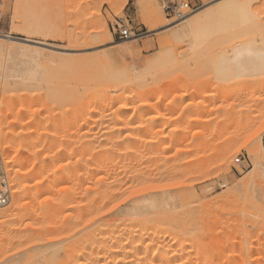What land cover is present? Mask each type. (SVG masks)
<instances>
[{"label":"bare ground","instance_id":"bare-ground-1","mask_svg":"<svg viewBox=\"0 0 264 264\" xmlns=\"http://www.w3.org/2000/svg\"><path fill=\"white\" fill-rule=\"evenodd\" d=\"M128 1L126 0L124 4ZM255 3L262 5L261 13L264 16V0H220L209 7L199 9L193 17L185 15L180 18L181 22L177 23L176 30L171 32L173 35L171 43L178 42L179 38L193 34L199 26L218 19H223L229 24L228 30L231 35L249 38L252 34L261 33L264 36V29H262L264 27H261L262 21L259 22L252 11V6ZM123 5L121 6L122 10ZM121 8L120 11H122ZM150 9V21L154 22L151 28L156 29L164 23L163 14L156 6ZM227 25L226 28H228ZM35 29L36 31L42 30L38 26ZM100 37L105 38L107 42L113 41L108 27L105 25L83 40L90 44L96 42ZM78 43V46L82 44ZM101 44H104L103 41ZM40 46L48 45L33 40L29 35L26 38H15L0 33V53L4 58V63L0 67V74L5 79L4 91L8 92L11 87H17L18 90L21 89L20 91L26 88L30 90L36 88L39 91V87L42 86H47L45 90L49 87L47 92L56 91L58 87L54 86L52 89V84L49 85L52 80H55L54 76L45 74L38 66V55L43 53V48ZM240 47H243L241 51L248 53L254 50L251 49L250 45L248 47L240 45ZM254 47H256L255 44H253ZM47 50L44 49V51ZM59 52L58 54H60ZM103 53L105 55V52L102 51L101 54L103 55ZM64 56L68 57L67 55ZM93 56L98 57L97 54ZM70 58L72 59V57ZM105 62L106 67L108 62ZM88 65H85L84 68ZM100 66L93 64V67L90 65L89 68L95 67L94 70L102 69L103 71L104 68H100ZM73 67L75 68V65ZM77 68L79 70V67ZM112 68L107 70L105 68L103 72L100 73L99 71L98 74L94 73L93 75L86 73L88 74L86 76L82 73L83 68L80 69L81 72L78 71L81 76L75 70L77 72H74L76 78L80 76L77 80V82H81L80 87V82L75 84V75L71 77L68 75L71 74L70 71L73 68L67 74H65V70V72L61 70L63 73L60 75L64 74L65 77L68 75L67 79L68 77L70 79L67 81L70 83L74 81L72 84L77 86L73 87H79L75 90L70 89L74 93L70 94L69 90L68 94L70 95L68 96H66L67 94L64 95L63 91L64 98L62 99L65 102L67 100L65 105H68L69 102L71 103L69 108L72 107V109L70 108L71 116L70 118L67 117V121L69 119L71 121L68 125L73 127L74 122H78V125L73 127L74 131L70 129L69 134L66 132L67 134L61 137L62 140L57 135H53L56 133L55 130L51 134L50 131L39 130V132L38 129L31 130L29 128L30 132L19 133L22 138L24 137L25 142L15 149V155L18 156L25 150L27 153L33 154V159L28 168L18 173L19 177L25 179L20 183L19 188L13 192V203H6L0 207V225H2L0 228L8 224L11 226V228L9 225L7 227L11 230L9 231L12 235L10 241H13L15 243L13 245L16 246L15 254L12 253L13 255L9 256L8 261L2 264H264V244L253 243L251 237L243 239L236 237V235L232 236L233 233H230L232 230L227 231L226 229L225 231L224 229L217 233L214 230L215 226L207 225L209 226L207 227L205 222L210 224L209 218L204 216L205 214H199L198 209L196 210L197 207L195 209L192 207L201 202L198 200L196 191L191 190V185L189 187L184 186V191H182L180 190L181 183H172L177 178L179 169L175 165L172 166L173 168L170 166V169L162 165L166 164L167 161L169 162L170 158L168 159V157L170 155L168 156V153L171 154V150L177 144L172 145L173 140L171 141L172 144H166L167 137H164V128L161 130L159 127L160 129L157 130L154 127L150 128L147 124L149 129H145L148 127L145 126L147 121L144 117L160 106V104L153 105L154 102L151 101L150 90L152 92L153 90L147 89L148 84L144 82V79L142 80V77L139 78L132 73L117 74ZM61 77L63 83L65 78ZM55 82L54 84L58 85L60 80ZM59 86L60 90L64 89L63 84ZM45 90L43 92L46 93ZM155 90L157 91V89ZM184 91L186 92V90ZM18 95L20 96V94ZM18 95H15L16 98ZM55 95L57 96V92L55 94L52 92L49 97L45 94L48 98L46 107H48L49 102L52 104L51 101L53 100H55L54 102L57 101L58 104L59 98ZM27 96L25 97L27 98ZM50 99L51 101H49ZM61 102L64 101L61 100ZM159 102L161 101L159 100ZM25 103L28 107L30 106V102L27 104L26 101ZM31 106L33 107V105ZM44 106L43 108H45ZM25 107L22 106L19 113L17 112L15 117L10 120L9 125L12 128L20 123L26 125L24 122L27 117H24L23 114ZM45 109L48 113L54 112L52 109L49 110L50 112L48 108ZM160 110L162 111L161 108ZM35 111L34 113L31 112L33 116L37 114ZM62 112H67V110L62 109ZM160 114H158L159 117L152 118V125L162 124L166 121L168 123L169 118L167 117L172 115L169 114L166 117L163 111L164 116ZM53 116H50V121H52ZM30 117L32 118V115ZM41 117L38 119L40 123L42 122L40 120H43ZM35 118L33 119L35 120ZM45 118L46 123L49 120L48 117ZM55 120L58 122L59 119H54L53 123L56 124ZM59 126L61 125L59 124ZM58 139L61 140V143H58ZM173 139L178 140L176 137ZM7 145H9L8 141ZM179 154L180 152H176L174 157H178ZM16 156V159L13 157V161L18 160ZM162 159H166L165 163ZM157 162H162V165L159 163V166ZM9 166L6 167L5 171L10 172ZM29 177L30 180H28ZM31 180L36 182L31 185L28 182ZM31 188L37 191L36 198L35 196L33 198L28 196ZM41 189L43 191H40ZM21 196L28 198L29 202L19 205ZM42 196H45L44 199ZM262 202L264 201H259V203ZM251 203L253 202L251 201ZM256 203L253 204L258 207L259 203H257L258 205ZM31 204L34 205L32 209L29 208ZM198 205L201 207L199 203ZM250 206L255 208L251 204ZM205 217L208 218L207 221ZM256 221L258 224L263 222L262 219L261 222H259L260 220ZM215 229L217 228L215 227ZM209 232L213 235V232L216 234L215 237H211L212 234L210 233L209 239L211 241L206 242V236ZM2 237H5L4 234ZM210 237L214 238L211 239ZM11 242L10 244H12ZM10 249L12 250V248ZM229 252L232 253L231 256L225 257Z\"/></svg>","mask_w":264,"mask_h":264},{"label":"rangeland","instance_id":"rangeland-1","mask_svg":"<svg viewBox=\"0 0 264 264\" xmlns=\"http://www.w3.org/2000/svg\"><path fill=\"white\" fill-rule=\"evenodd\" d=\"M125 1L0 0L1 35L15 38H26L29 35L33 40L48 45L40 46L43 48V53L42 55L40 54L41 56L38 55V66L45 74H49L51 77L54 76L55 80L51 79L53 83L51 81L49 84H52V89H54V86L58 88L60 87L59 85L63 84L64 86L62 90H60L61 88H57L56 91L51 90L53 94L57 92V96H55L59 98V101L57 104V101L54 102L55 100L51 101L50 99L49 101L55 104L52 105L53 103L50 104L49 102L48 107H46V103L48 102L46 96L49 97L52 93L51 91V93L47 92L49 87L47 90H45L47 86H42L43 88L39 87L40 89L37 87L41 92L37 91L36 88H31V90L26 88L20 91L21 89L18 90L15 87L18 93L15 92L14 87H11L7 92L6 90L4 91L3 86L5 79L0 74V190H4L6 185L11 193L8 203L12 204L14 201L13 192L19 188L20 183L25 179L19 177L18 173L28 168L32 162L33 154L27 153L25 150L18 156L15 155V149L25 142L24 137L22 138L19 133L38 129L37 131H50L52 134L53 130H55L56 133H53V135H57L62 140L61 137H64L67 134L66 132L69 134L70 129L74 131L73 127H77L78 125V122H74L75 125L70 123L71 125L73 124V127L68 125L70 119L67 121V117L70 118V108L72 109V107L69 108L71 106L69 102L68 105H65L67 100L65 102L62 98L66 94L68 96L74 93L70 89H79L81 82H77V80L81 76L79 74L81 72L80 69H84H82V73L86 76L89 73L93 75L102 71V69L98 68V70H94L95 67L91 69L89 68L90 65L92 67L93 64L101 65L100 68H106V70L111 69L113 66L112 70L114 73H132L139 78L142 77V80L144 79V82L148 84V88H146L153 90V92L150 90V94L154 99L149 94L152 103L154 102L153 105L160 104L159 107L166 117L172 114V117H167L169 121L171 120L170 122L161 121L162 124L152 125V118H157V116L159 117L158 114H162L159 107V109L155 108L154 112L151 111V114L144 117L145 121H147L145 126L148 124L150 128L154 127L157 130L160 129L159 127H161V130L164 128L165 136L164 134L163 136L167 137L166 144H177L171 150L173 153H168V156L170 155L168 157V159L170 158L169 162L167 161L164 165H162V162L159 163L166 168L170 166V168H173L172 166L175 165L179 169L177 178L172 183H181L180 190L184 191V186L189 187L191 185V190L194 189L193 191H196L198 200L201 201L198 202L201 207H199L198 203L192 207L194 209L197 207L196 210L198 209L197 212H200L199 214H205L204 216L209 218L210 224L205 222V225L215 226L217 229L214 227V230L217 233L224 229L225 231L226 229L227 231L232 230L230 232L234 234L232 236L236 235V237L243 239L251 237L250 239L254 241L253 243L264 244V202L259 203L261 200L264 201V36L261 33L257 35L252 34L249 38L247 36L231 35L228 30L229 24L223 21V19H218L220 21L215 20L199 26L193 34H189L185 38H179L178 42L171 43L173 40L171 32L176 30L177 23L181 21L179 18L168 14L164 9L165 4H171V2L178 4L189 3L201 9L209 7L220 0H208L207 2L206 0H129L124 4ZM205 2H209V4L206 5ZM122 5L124 6L123 10L121 8ZM153 6L162 11L164 21L163 25L156 29L151 28L154 22L150 21L149 16L150 8ZM119 7L122 11H120ZM252 9L259 22L262 21L261 27H264V16L261 13L262 5L255 3ZM198 10L194 12L184 10V13L189 17H193ZM261 17L263 18L261 19ZM104 25L108 27L110 35L113 38L112 42H107L102 37L98 38L99 41L97 39L98 42L90 44L87 43L88 41L85 42L83 40L93 32H97ZM226 25L228 28H226ZM36 26L42 28V30L36 31ZM125 29L131 31V37L124 38L121 36V30ZM102 41L104 44H101ZM257 41L258 43H256ZM78 42L82 43L81 45L83 46H78ZM259 43L261 44L259 45ZM253 44L256 47L253 48ZM127 45L130 46L127 48ZM240 45H246L247 47L250 45L251 49L254 50L250 53L241 51L243 47H240ZM45 48L49 51H44ZM50 50L51 52L53 50V52L51 53ZM58 51H60V54H58ZM102 51L105 52V55L104 53L103 55L101 54ZM107 52L108 54H106ZM47 54L48 56H46ZM96 54L98 57L93 56H96ZM2 58L3 56L0 53V67L4 63V58ZM74 59L75 61H73ZM104 61L108 62H105L106 67ZM87 64H89L88 67L84 68ZM73 65H75L76 69ZM76 66L79 67V70H77ZM159 68L161 69L159 70ZM61 70L63 72L66 71L65 74L71 72V74H68L69 77L75 75V78V73L80 71L77 73L80 76L75 81V84L80 82L79 87H73L77 86L73 85L74 81H71V83L67 81L70 79L69 77L67 79L68 75L66 77L64 74L60 75L63 73ZM69 70L71 71L69 72ZM61 76L65 78L68 85L73 82L70 85L71 88L70 86L67 88L68 85L65 80V82H61ZM59 80L62 84L58 83V85H55L54 82L56 81L55 83H57ZM44 90L46 93L43 92ZM68 91L70 94H68ZM28 92H31L32 95H30L31 93L28 94ZM10 93L11 96L9 97ZM15 95H18V100ZM21 95L24 96L22 97ZM27 95L31 96V98H28ZM61 100L64 102H61ZM26 101L27 104L30 102V108L26 105ZM49 104L52 112L54 111L55 113L49 111L51 110ZM41 105L48 108L50 113ZM22 106H26L23 114L24 117H27V119L25 118L26 121H28L24 122L26 125H21L20 123L12 128L9 125L10 120L15 117L17 112L19 113V109ZM61 107L64 111L67 110V112L63 113ZM37 110L43 113H39ZM34 111L37 113L36 116L32 114ZM31 115L32 118L30 117ZM50 116H53V119L51 118L52 121H50ZM40 117L43 119L40 121H44L43 123L41 122L42 124L38 120ZM45 117H48L50 122L47 121L48 123H45ZM33 118H35L36 122ZM65 118L66 120H64ZM54 119H59L58 122L55 120L56 124L53 123ZM192 119H195L197 122ZM37 123H40V125H37ZM163 125L165 126L163 127ZM37 126L41 127V129ZM63 127H65L64 130ZM149 127L145 129L148 130ZM45 129L48 131H45ZM72 130L71 132H73ZM175 137L178 140L173 139ZM60 139H58V143H61ZM172 140L173 142L171 143ZM174 140L178 141L179 144ZM7 141L9 145H7ZM176 152H180L179 158L174 157ZM15 156L18 160L13 161ZM165 160L162 159L163 162ZM159 163L157 162L160 166ZM6 165H10V172L8 170L5 171L8 168ZM30 179L29 177L28 180ZM28 182L33 185L36 181L31 180ZM40 191H43V189ZM28 194V196L32 198L35 196L36 198L37 191L31 188ZM44 197L42 196V199ZM246 199H250L253 203H259V205L256 203L258 207ZM25 202H29V199L21 196L19 205H23ZM250 204L253 207L255 206L256 209L252 208ZM260 205L261 207H259ZM33 206L31 204L29 208L32 209ZM239 215L241 217H238ZM207 217H205L206 221L208 220ZM261 219L263 222L259 223V225L256 220H260L259 222H261ZM253 220L255 221L254 223ZM215 222L218 224L216 225ZM256 222L258 226L255 224ZM8 225H3L0 228L1 230L4 228L3 231H0V264L8 261L9 256L16 252V246L13 245L15 243L10 241V236L12 235L9 232L11 231L9 228L11 226L9 225L10 227L7 228ZM210 233H207L206 242L211 241L209 235L212 233ZM213 233L214 235L216 234L215 232ZM3 234L5 237H2ZM214 235L212 234L211 237ZM1 237L4 241L1 240ZM231 254L229 252L225 257H229Z\"/></svg>","mask_w":264,"mask_h":264},{"label":"built area","instance_id":"built-area-1","mask_svg":"<svg viewBox=\"0 0 264 264\" xmlns=\"http://www.w3.org/2000/svg\"><path fill=\"white\" fill-rule=\"evenodd\" d=\"M165 4V3H164ZM164 9L168 12V14L170 16L176 17V18H182L184 17L185 14L184 10H189L191 12H194L196 10H198V7H194L191 4L187 3V4H178V3H172L171 4H165ZM1 16V14H0ZM0 33H1V28H0ZM121 36L124 38H129L131 37V31L128 29L125 30H121ZM240 161V160H239ZM5 185V184H4ZM11 198V193L10 190L6 187L4 190L0 191V207L6 203H8L10 201Z\"/></svg>","mask_w":264,"mask_h":264}]
</instances>
